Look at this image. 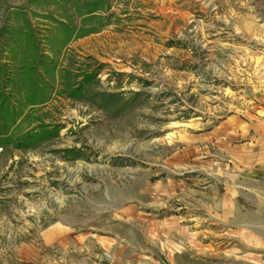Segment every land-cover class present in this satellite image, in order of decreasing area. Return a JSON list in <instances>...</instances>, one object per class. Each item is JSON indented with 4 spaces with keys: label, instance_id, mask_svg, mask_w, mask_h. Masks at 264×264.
<instances>
[{
    "label": "rangeland",
    "instance_id": "obj_1",
    "mask_svg": "<svg viewBox=\"0 0 264 264\" xmlns=\"http://www.w3.org/2000/svg\"><path fill=\"white\" fill-rule=\"evenodd\" d=\"M0 93V264H168L145 235L200 214L190 147L211 181L206 133L264 115V0H0Z\"/></svg>",
    "mask_w": 264,
    "mask_h": 264
},
{
    "label": "crops",
    "instance_id": "obj_2",
    "mask_svg": "<svg viewBox=\"0 0 264 264\" xmlns=\"http://www.w3.org/2000/svg\"><path fill=\"white\" fill-rule=\"evenodd\" d=\"M206 139L215 143L222 168L212 173L213 179L209 181V162L204 157L208 153V146L192 145L190 160L194 161L198 157L197 150L201 154L200 161L195 162L200 168L201 183L197 185L189 181L181 185L185 191H195L201 196L196 208L200 214L194 217L191 214L186 218L190 224L185 225L171 218L167 228L161 226L158 232L154 230L158 226L154 222L148 226L150 228L145 238L151 240V234H154L155 239H168L169 248L162 249L155 245L168 264H264V115L253 116L247 121L237 117L215 131L206 133ZM122 212L131 214L128 209H122ZM138 219L141 220L140 217ZM191 222L200 224L201 229L204 224L214 227L215 232H210V235L217 238L222 248L218 245L214 249L211 243L198 242L197 238V242H192L194 224ZM202 232L204 238L209 236L206 230ZM50 240L62 245L69 242L67 236L58 233H53ZM49 241L44 243L50 245ZM226 242L227 247L224 246ZM109 245L112 264H154L151 252L146 249L110 242ZM194 246L196 249H193Z\"/></svg>",
    "mask_w": 264,
    "mask_h": 264
},
{
    "label": "trees",
    "instance_id": "obj_3",
    "mask_svg": "<svg viewBox=\"0 0 264 264\" xmlns=\"http://www.w3.org/2000/svg\"><path fill=\"white\" fill-rule=\"evenodd\" d=\"M33 85H34V82H33L32 86H33ZM5 96H6V95L0 93V111H1L2 107H4L3 104L6 103V102H5V98H6Z\"/></svg>",
    "mask_w": 264,
    "mask_h": 264
}]
</instances>
